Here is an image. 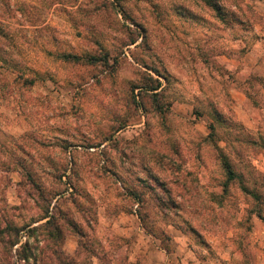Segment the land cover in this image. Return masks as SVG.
<instances>
[{
	"label": "rangeland",
	"instance_id": "374dc122",
	"mask_svg": "<svg viewBox=\"0 0 264 264\" xmlns=\"http://www.w3.org/2000/svg\"><path fill=\"white\" fill-rule=\"evenodd\" d=\"M212 1L0 0V264H264V0Z\"/></svg>",
	"mask_w": 264,
	"mask_h": 264
},
{
	"label": "crops",
	"instance_id": "0c3cea01",
	"mask_svg": "<svg viewBox=\"0 0 264 264\" xmlns=\"http://www.w3.org/2000/svg\"><path fill=\"white\" fill-rule=\"evenodd\" d=\"M254 31H259V28L254 27ZM225 34H226V36L229 35L230 31H225ZM251 34H252V32H251ZM259 38L264 40V35L259 36ZM252 51H253V49L251 50V52ZM222 55L224 57H226L227 59L233 58L237 62V64H239L240 68L245 67V68L249 69V67H250V69H251L254 66L256 69L260 70V73L263 69L262 73L264 74V54H260L257 52L256 54H243V55H240V54H222ZM247 55H249V57L251 58V65L252 66H249V67H248L247 62H246ZM231 56H234V57H231ZM241 57L244 58V60H241ZM245 71H246V69H245ZM257 92H258V94L257 93L255 94L257 99L261 97L264 100V86H262ZM231 93H232V95H237L241 102L245 98L248 97V92H247L246 88L241 87V86L240 87L233 86ZM38 223H41V222H38ZM75 241L76 240H75L74 236L72 234H68L67 237L65 238V242H64L65 249L67 251H71L76 245Z\"/></svg>",
	"mask_w": 264,
	"mask_h": 264
},
{
	"label": "trees",
	"instance_id": "16d2710c",
	"mask_svg": "<svg viewBox=\"0 0 264 264\" xmlns=\"http://www.w3.org/2000/svg\"><path fill=\"white\" fill-rule=\"evenodd\" d=\"M208 1H211L210 2V4L211 5H213L214 7L215 6H217V2L216 1H212V0H208ZM216 8V7H215ZM0 31H2V27L0 26ZM0 49H1V47H0ZM73 57H75V58H80V56L79 55H77V54H71ZM91 58H94V56H90ZM158 87V84H157V86H154L153 88H157Z\"/></svg>",
	"mask_w": 264,
	"mask_h": 264
}]
</instances>
